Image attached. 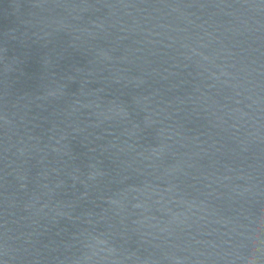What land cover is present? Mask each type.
Returning a JSON list of instances; mask_svg holds the SVG:
<instances>
[{
    "label": "water",
    "instance_id": "95a60500",
    "mask_svg": "<svg viewBox=\"0 0 264 264\" xmlns=\"http://www.w3.org/2000/svg\"><path fill=\"white\" fill-rule=\"evenodd\" d=\"M0 264H264V0H0Z\"/></svg>",
    "mask_w": 264,
    "mask_h": 264
}]
</instances>
